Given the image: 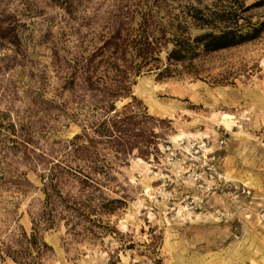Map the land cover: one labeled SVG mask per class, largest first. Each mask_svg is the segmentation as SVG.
I'll list each match as a JSON object with an SVG mask.
<instances>
[{"label":"rangeland","instance_id":"374dc122","mask_svg":"<svg viewBox=\"0 0 264 264\" xmlns=\"http://www.w3.org/2000/svg\"><path fill=\"white\" fill-rule=\"evenodd\" d=\"M60 1L0 0V251L40 221L38 264H264V33L195 60L198 76L157 79L170 43L124 75L111 56L134 11L165 31L216 0ZM49 172L64 199L122 204L94 224L58 207L47 228Z\"/></svg>","mask_w":264,"mask_h":264},{"label":"trees","instance_id":"16d2710c","mask_svg":"<svg viewBox=\"0 0 264 264\" xmlns=\"http://www.w3.org/2000/svg\"><path fill=\"white\" fill-rule=\"evenodd\" d=\"M50 1L61 5L60 0ZM74 1L70 0V6ZM261 6H264V0L255 1L247 6L242 0H216L214 8H200L192 4L180 6L177 14L169 13L168 19L170 20L165 31L161 28L150 30L152 26L150 22L154 18L152 7L148 6L140 12L134 11V15L135 13L136 15L140 14L141 18L140 26L136 30L137 33L128 34V38L120 40L121 32L116 30V38L120 40V43L111 56L114 61L121 60L126 71H120L119 65L116 66L113 63L114 61L110 64L118 74L124 73V75H127L128 70H133L135 74H139L142 68L152 62H158L159 60L154 56V53L162 45L170 43L172 47L167 51L166 64L155 67L158 70L157 79L180 75L182 71L176 69L177 65L182 67L183 72L198 76V69L193 64L195 60L210 53L254 41L264 33V17L253 21L250 15H245L251 9ZM112 17L118 19V15ZM191 27L199 29L201 32L192 36L189 33ZM167 34H169V37H166ZM129 53L131 60L126 59ZM172 66L175 67L172 69ZM125 80L126 77H122V82H125ZM45 179L46 182H43L44 208L49 207L48 215L50 217L46 225L47 228L54 225L56 215L53 212L58 207L67 212L77 213L85 217L87 222L94 224L95 220L90 219V215L113 213L118 208L115 204H122L121 201L116 199L95 203L93 197H88L86 204L79 205L78 202L62 197L55 174L49 172ZM88 179L90 182L93 181L91 178ZM83 183L93 190H99L96 186L99 184L97 182H92L94 185L86 181ZM39 224L40 221L33 222L32 231L28 237L26 233L21 235L23 241L19 245V249L7 248L4 252L0 251V254L2 252L4 254L3 257L0 256L1 261L4 262V258H9L16 264H38L41 257L46 252L51 251L50 246L43 241L40 235ZM32 250L35 251V255H33Z\"/></svg>","mask_w":264,"mask_h":264},{"label":"bare ground","instance_id":"6f19581e","mask_svg":"<svg viewBox=\"0 0 264 264\" xmlns=\"http://www.w3.org/2000/svg\"><path fill=\"white\" fill-rule=\"evenodd\" d=\"M224 120V122H226V120L225 119H223ZM226 124H227V122H226Z\"/></svg>","mask_w":264,"mask_h":264}]
</instances>
